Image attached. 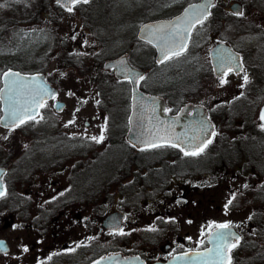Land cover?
Segmentation results:
<instances>
[{
    "label": "flooded vegetation",
    "instance_id": "1",
    "mask_svg": "<svg viewBox=\"0 0 264 264\" xmlns=\"http://www.w3.org/2000/svg\"><path fill=\"white\" fill-rule=\"evenodd\" d=\"M197 1L200 0H188L182 7L178 4L177 7L169 11V13L171 12L170 14H165L167 16L160 15L150 19H147V16L141 18L137 22L138 27L136 25L135 32L131 34V36H136V38L132 36L135 39L134 44L130 38L124 48L125 50H120L115 56L97 61V72L92 74V79L95 82L94 96L97 102L96 110L98 114L93 115L91 120L86 119L84 121L85 126H90L91 121L93 124H114V115L119 110V100L116 92L119 86L123 85L126 87L127 92L125 124H134V105L139 100L133 98L132 81L129 78H117L115 69L104 68L106 60L117 58L124 54H127L129 61L143 72L141 76L143 78H139L137 82L138 89L146 94H159L165 97L168 104V112L176 113L184 104L194 102L187 101L185 98H188L186 94L191 88L198 86L199 78L196 80L190 78L194 75L199 76L200 74L197 73L199 69L197 67L193 69L190 72L192 75L186 78V73L190 71L188 68L191 69V67H187L189 64L182 65L183 60L194 50V42L197 39L196 33L203 26L211 24L214 20L221 24L222 27L227 24V16L218 18L215 15L221 4H226L228 1L217 0L211 15L196 26L190 49L180 56L168 59L164 63L157 62L155 47L149 41L139 37V30L143 23L149 20L172 18L179 14L186 5ZM234 1H240L243 5L245 4V0H232V2ZM79 4L85 3H77L74 6ZM169 4L167 2V5ZM225 9V13L229 12L234 19H242V15L233 13L230 7ZM65 10L68 11L67 9ZM65 10L61 9V11ZM145 11L147 10L145 9ZM238 20L232 24V27H239ZM258 21L262 22L264 19L255 18V22ZM87 27H83L86 28L84 32H88ZM241 27L242 30L251 28L249 25ZM89 28H91L90 32L95 33V24L90 25ZM99 35L98 38L102 41L103 38L99 37ZM81 36L80 38H82ZM85 38L86 35L83 36V39ZM65 39L67 40L68 37H65ZM104 40L106 41L107 38H104ZM116 41L119 42V39L116 38L115 43ZM83 43L87 42L80 41L78 46L82 55L85 57L87 53L93 51L91 53L94 59L95 51H97L95 42L88 47H84ZM77 44L78 40L72 41L70 46L68 44L65 45V50L68 52L66 60H70V63L74 61L72 56L76 54L75 48ZM147 44L155 49L154 58L148 64L136 62L134 51L143 48ZM76 50L78 51V48ZM199 52L201 53V51ZM199 57H204V54ZM140 59L146 61L144 53ZM148 60L149 57L147 58ZM205 61L211 69L210 61L208 59H205ZM169 64L168 72L164 73L162 68ZM240 74L235 73L233 75L239 76ZM214 77L222 81L228 76L218 77L214 75ZM246 83H250V78H247ZM54 84L58 85L57 83ZM253 84L255 86V82ZM170 87L176 91H181L182 94L174 95V91ZM168 88L169 91L167 92ZM253 91L255 93L258 92L254 88ZM192 96L194 95L192 94ZM175 98L182 101H176ZM57 99H62L60 93L54 99L46 102L40 114L34 120H29L21 127L27 124L35 125L40 121L46 122L47 112L50 110L51 104L54 106ZM217 101L222 103V100ZM81 102L83 103V101ZM147 106V100H142L141 111ZM207 107L210 114L214 113L211 106L207 105ZM213 119L215 124H220L216 118L213 117ZM228 124L231 123L228 122ZM21 127L6 129L11 132H18ZM128 128L124 135L108 136L107 141L110 144H124L126 151L122 153V158L112 161L110 171H113V174H111V178L105 175L98 178L101 183L98 186H95V163L102 166L103 163L100 162V159L105 154L95 153V141L91 140L90 137L92 136L87 133L83 132L78 136L70 135L75 138L74 143L79 142L81 144V148L84 149L83 152H65V155L63 154L60 158L53 159V162L51 159L48 161L49 159L46 158L48 155L46 154L44 157L39 155V157L33 158L34 160L31 163L34 168L30 171L31 175L28 176V184L25 188L27 193L23 192L26 196L19 192L15 202L16 211L17 209H21L22 212L26 211L28 227L32 235L31 245L28 250L29 259H27L29 263L27 264H95L96 260L111 253H122L124 256L139 255L145 264L167 263L180 254L207 245L208 237L213 230V221L210 216H197L196 210H198L202 202L205 206L210 203H206L203 199L205 198L206 200L207 197L210 201L211 196L209 194H211V190L214 187H218L220 184V188L228 187L233 194L238 186L235 185L236 181L244 180L246 185L257 183L258 181L256 179L258 178L257 163L251 166V177L247 173L237 174V170L232 169L230 171L225 168L230 173L225 172L222 175L226 176L225 181H217L218 179L212 175L210 162L204 164L205 169H197L195 166V159H198L207 151L205 152L204 150L199 155L193 156L184 155L180 148L172 147L171 145L138 148L127 141L126 133ZM32 137L34 138L33 142L45 138L35 127L33 128ZM238 139L256 143L253 138L241 137L236 138L232 142L223 139L221 143L225 144H220V147H226L229 151H232V147L235 146L233 149L239 150L237 155H239L240 159L249 161L253 159L256 161L259 154L254 149L249 151L244 147L243 143L242 147L237 146ZM168 150H172V152L167 153ZM156 152H159L155 154L156 157L148 159V154ZM180 159L187 162V165L179 166ZM15 161L11 164L8 161L0 162V165L6 166L8 168L7 173H9ZM241 165L243 166L244 164ZM234 174L237 175L235 176ZM254 176L255 179L253 178ZM197 194L198 199L196 198ZM23 200L24 203L22 202ZM25 205H27V210L23 209ZM113 212H119L123 215L121 224L118 228H106L103 225V221L107 215ZM17 214H19L18 211ZM235 223L241 234L250 229L249 218L236 221ZM115 241L121 242V249L111 248Z\"/></svg>",
    "mask_w": 264,
    "mask_h": 264
},
{
    "label": "rangeland",
    "instance_id": "2",
    "mask_svg": "<svg viewBox=\"0 0 264 264\" xmlns=\"http://www.w3.org/2000/svg\"><path fill=\"white\" fill-rule=\"evenodd\" d=\"M227 1L228 3L221 4L215 15L218 18L227 16V24L222 27L214 20L211 24L203 26L196 33L197 39L194 42V50L183 60L182 64H189L187 67H191V69L188 68L190 71L186 73V78L192 75L190 72L196 67L199 69L197 73L200 74L190 78L193 80L199 78L197 83L199 88L197 89L198 86L191 88L186 94L188 98L185 100L203 102L211 106L214 112L212 116L220 123L217 124L219 127L217 138L219 140L204 155L195 159L194 163L197 169H205L204 164L206 162L211 163L212 169L219 164L227 167L229 165L227 162H233V159L239 158L237 155L239 150L233 149L235 147L233 146L232 151L223 147L219 152L221 140L233 139L231 137L233 133H236L235 136L239 134L241 136L250 135L251 126L259 127L264 124V121L260 119L261 114L264 113V97L257 104H254L255 91L252 92L253 87L249 90L244 80L247 75V67L255 68L253 57L256 58V55L253 52L256 49L260 50L257 48L260 44L252 42L254 38L251 40L245 37V34L235 31L232 24L238 19L230 16L229 12L225 13V8L230 7L232 0ZM246 1L249 2V0ZM167 2L170 4L167 5ZM186 2L188 0H177L176 2L175 0H90L88 3L74 6L69 12L61 11L62 8L53 0H0V5H3L0 7V85L1 73L6 67L17 66L24 71H43L49 79L58 84L61 98L67 102V107L63 112H57L51 104L44 123L40 121L35 125H24V127L19 128L18 132H11L0 126V162L8 161L11 164L17 159L7 175L9 192L0 200V237L6 238L11 245L10 252L0 255V264L29 263L27 262L29 253L24 251L25 247L29 250L31 245L32 235L28 227V216L26 211L22 212L21 209H17L19 213L17 214L15 202L19 192L22 195H25L23 192L27 193L25 188L28 184V176L31 175L30 171L34 168L31 163L33 158L39 157V155L44 157L46 154L48 161L51 159L53 162V159L60 158L65 152H83L84 149L81 148V144L79 142L74 143L75 138L70 135L78 136L84 132L99 137L102 126L106 125L103 130L104 140L100 143L95 142V153L105 154L100 159V162L103 163L102 166L95 163V186L101 184L98 178L104 175L111 178V174H113V171H110L112 161L122 158L126 146L124 144H110L107 139L112 135H124L127 130L128 124H125L127 92L124 85L117 89L119 110L114 115V124H93L91 121L90 126H85L84 121L86 119L91 120L93 115L98 114L94 96L95 82L92 79V74L97 72V61L115 56L120 50H125L124 48L130 38L132 43L135 42L134 37L132 38L135 35L131 36V34L135 32L136 25L138 27L137 22L141 18L147 16V19H150L166 13L170 14L169 11L177 7L178 4L182 7ZM250 2L252 5L250 4L249 13L246 12L238 21L246 23L247 20H250L251 13H256L259 18L264 19V15L262 16L264 7L259 5V7L254 8L257 0H250ZM262 2L264 3V1ZM173 3L175 4L170 6ZM94 24L95 33L90 32L91 28H89L90 25ZM84 26H88V32H84L86 30L83 28ZM84 35H86L85 39H83ZM98 35L103 38L102 41ZM65 37L68 39L66 40ZM104 38L107 40L105 41ZM116 38L119 39V42L116 41L115 43ZM125 39H127L126 42ZM217 39H231L240 50L252 51L253 53L252 56L249 53L252 62L248 59L250 64H245V71L239 76L230 75L224 78L222 80L225 81L224 83L214 77L212 70L205 61L208 59L210 46ZM76 40H78V44L75 47L78 48V51L75 48L76 54L72 56L74 61L70 63V60H66L68 52L65 50V45L70 46L72 41ZM80 41L88 43H83L84 47L93 45L95 42L97 51H95L94 59L91 53L93 51L87 53L85 57L82 55L78 47ZM199 51L204 54V57H199L202 56ZM143 53L146 61L140 59ZM134 56L136 62L148 64L155 56V49L147 44L143 48L135 50ZM148 57L149 60L147 61ZM169 66L170 64L166 65L162 71H167ZM170 88L174 91V95L182 94L181 91ZM175 100L180 99L175 98ZM217 100H222V103ZM233 107L235 108L233 109ZM251 107H253L252 111ZM69 121H73V123L69 124ZM248 124L250 125L246 126ZM34 127L44 135L43 140L33 142ZM247 132L248 134H245ZM259 134H262V138H259ZM254 135L256 137L253 139L258 145L246 140L240 144L243 143L249 151L254 149L258 154L264 153V145L262 148L259 146L264 143V132H255ZM169 152L172 150L167 151V153ZM157 153L159 152L148 154V159L156 157L155 154ZM107 159L109 160L103 161ZM179 162V166L187 165V162L182 159ZM228 169L232 170L230 167ZM222 173L224 172L222 171ZM238 181L235 183L237 184ZM229 193V189L226 187H214L209 194L211 196L210 201L207 197L206 200L203 199L206 203H210L205 206L202 202L196 210V215L210 216L213 223L236 222L248 218L249 211L246 209L225 207ZM197 196L198 194L196 195L198 199ZM127 200L130 201L131 199ZM22 202L24 203V200ZM23 207L27 210V205Z\"/></svg>",
    "mask_w": 264,
    "mask_h": 264
},
{
    "label": "water",
    "instance_id": "3",
    "mask_svg": "<svg viewBox=\"0 0 264 264\" xmlns=\"http://www.w3.org/2000/svg\"><path fill=\"white\" fill-rule=\"evenodd\" d=\"M215 1L200 0L193 2L188 4L181 13L171 19L147 21L141 25L139 36L156 46L158 61L163 57L162 49L177 50L182 45H186L183 48L184 52L187 49L194 27L200 23L198 22L200 17L205 15L208 17L211 14V9ZM60 3L66 7L73 4H69V0H60ZM206 5L207 7H205ZM232 9L239 13L242 10V6L236 2L232 4ZM211 60L213 68L219 76H223L231 70L242 71L243 69L241 54L225 42H220L212 48ZM105 66L115 68L116 75L121 79L131 78L133 81L135 100L143 97L144 94L137 90L136 85L143 72L129 63L127 55L109 60L105 63ZM6 72L16 73L18 76L5 77L3 73ZM3 73V84L0 88L2 108L0 123L3 126L6 124V127L15 126V123L9 117V112L13 107H23L25 104H30L34 95L38 100L42 97V104L44 105L47 100L54 98L58 94V88L49 83L43 73L23 72L14 68H8ZM45 92L51 93V95H46ZM144 96H147L149 101L152 100L159 107L140 113V102L134 105V124H130L127 139L136 147L149 148L154 143L161 145L178 144L183 152H196L207 141L212 140L215 132V124L210 119L206 106L190 103L183 106L177 114L172 115L166 112L167 104L163 98L159 96ZM65 105L66 103L61 100L55 102L57 111H62ZM41 108L42 106L35 107L31 115L36 117ZM191 109L193 113L189 114L188 112ZM6 170V167L0 166V191L3 192L5 191L3 175ZM122 218L123 215L121 213L113 212L107 215L103 224L107 228H118ZM218 232H231L235 234L225 245L226 256L229 258L228 249L235 242V238L239 237L238 232L232 226L228 229L215 228L208 239L210 244L208 247L187 252L167 264H220L215 254V248L217 246L215 237ZM0 242H2L0 255L9 252L11 249L9 242L5 238H0ZM209 249H213V252L209 253ZM227 261L225 259L223 264H227ZM95 264H144V261L139 256L125 257L121 253H111L96 260Z\"/></svg>",
    "mask_w": 264,
    "mask_h": 264
},
{
    "label": "trees",
    "instance_id": "4",
    "mask_svg": "<svg viewBox=\"0 0 264 264\" xmlns=\"http://www.w3.org/2000/svg\"><path fill=\"white\" fill-rule=\"evenodd\" d=\"M262 1L264 0H257L254 8L259 7V5L264 7V3ZM250 4L252 5L250 0L249 2L245 1V7L249 10L251 7ZM253 21L254 20L252 18L251 22L247 24V26L249 25L252 30L244 29L242 34H245V37H248L251 40L254 38L252 42L254 41L257 44H260L257 47L260 48V50H253L256 58L253 57V64L255 65V68L251 70L250 82L253 85L252 87L256 89L262 97H264V32L254 33L255 22ZM248 53H250L251 56L253 54L252 51H248ZM254 82L255 86L253 84ZM252 130L254 133H258L259 131H257L256 128H253ZM253 132L250 134V137L252 138L256 137ZM233 134V136H235L236 133ZM227 135L230 134L227 133ZM259 138H262V134H259ZM226 140L228 142H232V140ZM220 144L225 143L220 142ZM263 145L264 143H261L259 146L262 148ZM220 151L221 147L219 145V152ZM256 159V161L253 159L250 161L240 158L233 159V162H227L229 164L227 167L219 164L217 165V168L214 167L212 169L214 171V177L218 179L217 181H225L226 176L224 177L222 175H224L226 171L230 173V171H228V167L237 170V174L247 173L251 177L252 164L257 163L258 165V178H256L258 180L257 183L246 185L244 180L238 181L237 184L235 183V185L238 186L231 198V209H246L249 211L250 229L249 231L244 232L239 245L233 250V258L236 259L239 264H264V153H260ZM241 164L244 165L242 166ZM225 168L228 170H225ZM222 171L224 173H222ZM237 174L234 175L236 176ZM253 178L255 179V176ZM217 188H220V184ZM120 243L115 241L111 248L121 249Z\"/></svg>",
    "mask_w": 264,
    "mask_h": 264
},
{
    "label": "snow or ice",
    "instance_id": "5",
    "mask_svg": "<svg viewBox=\"0 0 264 264\" xmlns=\"http://www.w3.org/2000/svg\"><path fill=\"white\" fill-rule=\"evenodd\" d=\"M79 2H81V0H69V4L79 3ZM88 2H89V0H83V3H88ZM57 3H60V0H57ZM0 7H3V5H0ZM205 7H207V5ZM67 10L69 12H71L72 11V7L71 6H68ZM237 14L238 15H243L242 12L241 13H237ZM204 18H206V15L205 16H201L198 22H202ZM184 47H186V45H182L177 50H172V49L164 50V49H162V51H163V57H162V59L159 62L160 63H163L164 60H166V59H172L173 56H179V55H181L182 52H183V48ZM3 75L5 77H7V76H18V74L11 73V72L3 73ZM140 78L142 79L143 77H140ZM244 80H245V82H247V76L244 77ZM224 82L225 81H222V83H224ZM45 94L46 95H51V93H47V92H45ZM69 94L71 95V93H69ZM37 95H39V94L37 93ZM40 106H43V104H42V97H41V99L38 100L36 98V96L34 95L32 97V101H31L30 104H25L23 107H13L11 109V111L9 112V117L15 123V126L16 127H19L21 124H24V123L28 122V120H34L35 119V116L34 115H31V113L34 111V108L35 107H40ZM25 117H27V119H25ZM41 119H42V117H41ZM260 119H261V121H264V113L261 114ZM68 123L69 124H72L73 121H69ZM5 126H7V124ZM261 127H264V124H262ZM105 128H106V125L102 126V131H101V134H100L99 137L92 136V137H90V139L93 140V141H95V142H97V143L102 142L104 140L103 130ZM5 139H7V137H5ZM210 142H211L210 140L207 141L205 143V145L200 148L199 151H196V152H184V155H193V156L199 155L200 152L203 151V147H206V144L207 143H210ZM161 146H163V145H161V144H155V143L151 145V147H161ZM171 146L172 147H179L178 144H172ZM3 195H4V192L3 191H0V196H3ZM231 203H232V200H229L227 202V204L225 205V207L227 208V206L229 204H231ZM230 227H231V225H229V224H218V225H216V228H218V229H228ZM120 234H123V233H120ZM234 235L235 234L234 233H231V232H228V233L218 232L217 235H216V237H215V239L217 240V246L215 248V254L218 257L220 264H223V262L225 261V259L228 260V264H231L230 258H228L226 256L225 245L228 243V240L232 236H234ZM236 246L237 245L234 244V243L231 245L232 248H235ZM0 247H2V242H0ZM24 251H28V249L25 247L24 248ZM208 252L209 253H212L213 252V249H209ZM49 258H51V257H49Z\"/></svg>",
    "mask_w": 264,
    "mask_h": 264
}]
</instances>
